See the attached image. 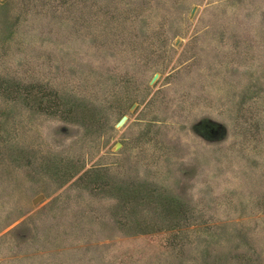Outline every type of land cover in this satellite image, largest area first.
I'll list each match as a JSON object with an SVG mask.
<instances>
[{
	"label": "rangeland",
	"instance_id": "rangeland-1",
	"mask_svg": "<svg viewBox=\"0 0 264 264\" xmlns=\"http://www.w3.org/2000/svg\"><path fill=\"white\" fill-rule=\"evenodd\" d=\"M0 264H264V0H0Z\"/></svg>",
	"mask_w": 264,
	"mask_h": 264
}]
</instances>
